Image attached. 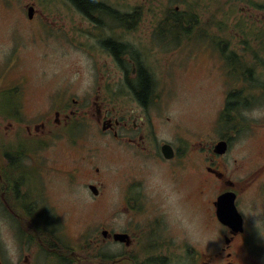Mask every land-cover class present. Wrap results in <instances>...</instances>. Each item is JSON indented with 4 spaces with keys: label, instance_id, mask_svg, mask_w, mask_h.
<instances>
[{
    "label": "flooded vegetation",
    "instance_id": "af4514ba",
    "mask_svg": "<svg viewBox=\"0 0 264 264\" xmlns=\"http://www.w3.org/2000/svg\"><path fill=\"white\" fill-rule=\"evenodd\" d=\"M85 1L92 4L57 2L63 15L57 20L60 33L67 39V21H86L93 34L85 33L115 62L118 82L129 90V106L117 108L122 98L115 90L110 101L97 95L95 109L76 110L73 103L79 101L60 100L50 110L46 101H28L24 82L0 87V217H7L14 234L8 244L0 237V264H264V228L253 226V219L264 222V133L258 134L264 125L252 127L262 143L256 158L246 160L228 152L219 155L213 144L162 140L158 105L164 96L142 59L146 53L160 58L156 35L173 29L176 44L186 37L194 64L232 71L238 91L224 97V113L232 100L238 105L264 98L256 71L264 67L259 52L264 0H165L175 5L172 12L163 11L162 0ZM145 38L146 45L136 46ZM159 66H165L161 58ZM140 70L150 82L144 101L136 94ZM232 111L254 117L255 107ZM79 118L97 126L106 122L108 128L77 129ZM220 140H227L231 152L230 138ZM166 144L174 149L173 159L163 156ZM154 169L177 194L178 171L189 174L186 201L203 239L178 234L161 194L149 186ZM191 178L197 181L195 189L188 186ZM83 189L92 190L85 201L79 193ZM226 193L240 221L224 224L219 218V198ZM83 219L81 239L59 238L55 223L66 228L68 221ZM116 234L125 239H115Z\"/></svg>",
    "mask_w": 264,
    "mask_h": 264
},
{
    "label": "rangeland",
    "instance_id": "374dc122",
    "mask_svg": "<svg viewBox=\"0 0 264 264\" xmlns=\"http://www.w3.org/2000/svg\"><path fill=\"white\" fill-rule=\"evenodd\" d=\"M15 1L18 2L16 6L13 0H8L7 3L6 0H0V84L6 77L5 82L24 78L30 101H41L42 97L47 98L48 95L57 94L59 90L66 91L67 88L70 89L71 95L76 97L93 95L98 86L103 85L101 77L109 74L107 67L113 73L116 65L106 53L101 52V48L95 50L93 45H95L96 39L88 34H93V32L86 29V21L83 20L81 23V19L76 20L77 27H74L71 21H67L64 32L67 39L69 38L67 42L71 46H68V44L60 42L59 33L61 29H56L60 27V24H53L55 31L48 38L46 37V29H48L46 28V21L51 23L52 19L59 20L63 17L61 13H48L49 7H46V0ZM27 2H35L38 11L41 10L43 14L40 12L34 20H29L24 8ZM162 8H165L163 11L167 12L171 10V5L162 0ZM44 22L45 25L42 24ZM166 31L156 35L155 40L161 44L176 45V31L173 29ZM131 41L139 42L136 39H131ZM148 41L149 39L145 38L136 46L146 45ZM160 58L162 60L161 56ZM160 58L154 53H146L142 59L162 82L163 85L158 89L162 93L170 89L167 97H165L164 117H162L165 123L164 129L167 133L170 132L169 135L173 134L177 127H179V131L186 134L198 132L200 137L209 135L208 133H212L215 125L220 122L216 118L217 116H214V112L221 100L217 97L220 91V83L214 76L208 75L212 67L205 66L203 63H200L199 66L188 63L185 60L188 58L185 50L170 54L168 61H165L169 67L159 66ZM112 67L113 69H111ZM258 68V81L261 84L264 82V73L261 71L264 67ZM117 90L120 91L119 88ZM66 95L68 94L66 93ZM254 107V117L242 114L241 122L233 126L236 128V133H232L233 137H230L227 131L221 134V130H223L221 123L219 132L215 134V137L212 136L207 140H212V144L219 137H230L232 147L230 156L239 160H246L247 157L256 158V152L261 148L262 141L257 138L256 131L251 129V124L254 122L256 124L264 123V103H248L243 105L241 109L244 112L250 111ZM231 114V112L228 113L232 118ZM228 115L225 117L227 118ZM168 119L170 121H167ZM210 120H212L211 125ZM236 121L238 122V119ZM222 122L224 121L222 120ZM93 127L94 125L84 126V128ZM171 127L172 130L170 131ZM255 127L259 129L258 125ZM259 131V135L264 133V129H259ZM199 138L194 139L197 141ZM68 150V146L63 147L61 149L62 155L65 156ZM107 158L108 155L105 154L104 159L106 161H108ZM158 181L162 182L163 180L158 179ZM189 182L188 186L195 189L197 181L191 178ZM51 190L53 193L55 192L53 188ZM79 193H81L80 196L83 201L90 197L88 190L83 189ZM182 193L179 190L180 198L177 201L176 211L195 230L196 218L192 217L189 205H187L186 198ZM106 217L107 215L103 212L102 216H99L102 220H105ZM6 218L0 217V237L8 244L14 242V234L13 230L10 229L11 224L7 222ZM80 225L81 223L76 222L71 223L70 227L72 231H75L79 229ZM177 230L178 234L183 233L178 227ZM183 235L185 236V234ZM179 236L178 238H180Z\"/></svg>",
    "mask_w": 264,
    "mask_h": 264
},
{
    "label": "clouds",
    "instance_id": "9594fccd",
    "mask_svg": "<svg viewBox=\"0 0 264 264\" xmlns=\"http://www.w3.org/2000/svg\"><path fill=\"white\" fill-rule=\"evenodd\" d=\"M159 183V187L157 184ZM149 186L153 189V194L159 192L162 197V207L165 210L166 215L171 219V221L176 224V226L182 230L185 235L190 236L193 240H201L204 238V233L199 230H193L189 224H187L184 218L176 211L177 201L179 200V195L172 191L171 187L158 181L157 176L149 177ZM253 226L261 229L264 228V222H260L253 219Z\"/></svg>",
    "mask_w": 264,
    "mask_h": 264
},
{
    "label": "trees",
    "instance_id": "16d2710c",
    "mask_svg": "<svg viewBox=\"0 0 264 264\" xmlns=\"http://www.w3.org/2000/svg\"><path fill=\"white\" fill-rule=\"evenodd\" d=\"M78 3H80V6H85V5H91V2H87L85 0H76ZM82 8V7H81ZM136 94L140 96L142 101L145 100V97H147L149 91H150V82H149V77H147V74L143 71L140 70L139 74V82L136 87Z\"/></svg>",
    "mask_w": 264,
    "mask_h": 264
},
{
    "label": "water",
    "instance_id": "95a60500",
    "mask_svg": "<svg viewBox=\"0 0 264 264\" xmlns=\"http://www.w3.org/2000/svg\"><path fill=\"white\" fill-rule=\"evenodd\" d=\"M224 148H225V144L224 145L223 144H220L219 150L220 151H224Z\"/></svg>",
    "mask_w": 264,
    "mask_h": 264
},
{
    "label": "bare ground",
    "instance_id": "6f19581e",
    "mask_svg": "<svg viewBox=\"0 0 264 264\" xmlns=\"http://www.w3.org/2000/svg\"><path fill=\"white\" fill-rule=\"evenodd\" d=\"M211 197V196H210Z\"/></svg>",
    "mask_w": 264,
    "mask_h": 264
}]
</instances>
